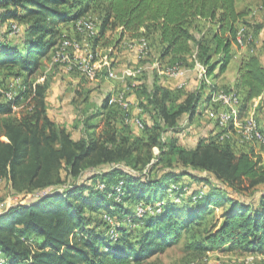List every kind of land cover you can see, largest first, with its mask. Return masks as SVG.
<instances>
[{
  "label": "trees",
  "instance_id": "16d2710c",
  "mask_svg": "<svg viewBox=\"0 0 264 264\" xmlns=\"http://www.w3.org/2000/svg\"><path fill=\"white\" fill-rule=\"evenodd\" d=\"M92 11L102 14L94 49L110 29H118L115 45L124 36L135 39L148 32L157 38L158 62L204 67L193 89H177L183 93L180 100L156 83L146 92L142 79L137 81L136 93L147 102L140 106L149 121L143 120L141 135L117 121V111L104 98L76 111L80 136L74 138L47 115L48 81L30 79L42 65L40 58L52 53L64 36L60 25ZM245 15L237 11L235 0H0V23L14 19L23 33L20 45L0 42V67L24 75L12 99L0 93V179L13 196L21 197L0 212L3 264H144L184 237L197 251L220 247L222 252L264 256L261 157L252 150L235 153L229 140H217L219 132L191 148L176 137L183 117L196 114L205 77L228 66ZM226 90H235L240 110H246L264 90L260 60L244 58L233 88ZM20 101L23 106L14 111ZM185 177L207 188L175 203L168 196L183 190H170L169 184ZM98 182L105 188H97ZM108 194L123 201L161 202V211L144 216L137 240H128L118 228L119 236L109 237L107 222L99 223L94 214L104 210L116 220L131 212ZM217 207L218 217L205 223L201 216ZM130 217L139 220L132 213ZM31 237L38 240L29 242Z\"/></svg>",
  "mask_w": 264,
  "mask_h": 264
},
{
  "label": "rangeland",
  "instance_id": "374dc122",
  "mask_svg": "<svg viewBox=\"0 0 264 264\" xmlns=\"http://www.w3.org/2000/svg\"><path fill=\"white\" fill-rule=\"evenodd\" d=\"M235 1L240 10H242L243 12L246 11L251 13L252 17H256L258 12L260 14H264V0ZM87 15H89L90 18H92L98 26L100 25L102 21V17L100 15L102 14L96 11H92L91 14ZM251 20L253 21L252 23H250ZM244 23L246 25L255 26L262 25L263 21H261L257 17L248 20L244 18ZM14 26H16V29L14 28ZM21 26L22 25L14 19H10L3 24L0 23V42H3L4 44H8L10 46L20 45V39L22 38L23 34ZM201 26L205 27L203 24ZM110 30V33L107 32L104 37H98V39L96 40V43L99 46L97 48L96 58L101 59L105 55H109L110 57H114L112 63L113 66H115V69L116 67L120 66L122 62H124V68L129 67L136 70V77H128L127 79V83L130 82L128 84L131 88H136L137 81L140 78H143L141 74L144 70L142 69V67L144 66H148V69L146 70H149L148 74L152 79V68H154L153 63H155L156 59L158 60V45L156 41L157 38L154 37L155 35L146 32L145 37L140 36L139 38H135L138 44L141 39H145L147 44L149 43L151 49L149 58L138 60V58H134L132 50L128 49V46L126 45L127 42L129 44H132V39L130 37H125V39L123 38L118 44L115 45L118 38V31L117 29H112L111 31ZM112 45L115 49L110 51L109 48L113 47ZM52 54L53 51L52 53L43 55L40 58L42 65L30 79H35V81L40 80V82H42L43 78L46 77V79L49 81L50 87L47 100V112L49 113L50 118L59 124L65 125L66 128L72 133V136L74 138H77L78 136H80V132L78 129L79 127L74 126V121L77 114L76 111L79 108H84L87 105H91V103H89L90 101H87L85 103L81 102L82 97L76 94L77 88H75V86L71 83L68 84L69 81L66 79V75L71 73L72 70L66 71V73H64L65 70L63 71L62 67L59 64L53 63ZM121 56H124L123 60L120 59ZM17 72V70H7L3 67H0V81H3L2 83H0V88L10 92L12 94V97L18 94L20 90L19 87L21 86V84H23L24 75H18ZM73 74H77L78 76L81 75L77 71H74ZM113 81L108 79V82L112 83ZM80 82L83 83L85 88H93L98 83H100V78H98V80H89L81 76ZM90 97V100L99 102L102 98V94L97 91ZM23 104V101L18 102V104H16L17 109H20ZM260 112L262 115H264V101L260 106ZM144 120L146 122H149L146 120V117H144ZM184 122L185 117H183L181 124L184 125ZM2 140L6 139L2 137ZM96 187L103 189L105 188V185L102 182H98L96 184ZM169 187L170 190H183L182 195H179V193L176 192L168 196V199L172 200L175 203H184L187 200L188 196L192 194V192L197 191L199 194H201L205 190V188H207L206 185L195 183L186 177L179 179L178 182H171L169 184ZM20 198V196H13V193L10 190L8 184L4 180L0 179V201H7V204H9L7 205L6 209H3L0 212H4L10 206L16 204ZM31 198L32 197L29 196L25 202L29 201ZM107 198L115 202L121 201L123 203V206H125L132 213V215H135L139 218V220H133L130 217V213L122 219H118L119 217L116 216L117 219L115 220V217L113 219V217H111L109 213L105 212L104 210H102L101 212H97L96 214H94V217L97 218L96 220L99 221V223L107 222L108 228L106 227V233L109 235V237H118L120 234L117 230L118 228L126 231L128 240L135 241L143 231L142 220L144 219V216L146 217L148 215L155 214L161 211V202L154 201L149 203L145 202L144 200H137L135 202L129 200L123 201L121 196L117 195L115 197H112L109 194L107 195ZM220 212L221 208L217 207L213 210V214L208 213L207 215H202L201 219H203L205 223H210L214 218L218 217ZM86 214L89 215V212L86 211ZM92 225H96V221H94ZM37 240L38 238L34 240L31 237L29 239V242L35 243ZM190 242L191 240H189V238L184 237L179 243L170 245L163 253L151 256L144 262V264H264V256L256 252H248L245 250H242L244 252L240 250H228L222 252V249L220 247L208 251H197L188 247L191 244ZM0 258H2V260L4 261L6 259L1 251Z\"/></svg>",
  "mask_w": 264,
  "mask_h": 264
},
{
  "label": "crops",
  "instance_id": "0c3cea01",
  "mask_svg": "<svg viewBox=\"0 0 264 264\" xmlns=\"http://www.w3.org/2000/svg\"><path fill=\"white\" fill-rule=\"evenodd\" d=\"M235 7L237 11H242L239 9V6L236 4V1H235ZM91 13L92 12H89L88 14H91ZM256 17L260 19L261 21H263L262 25L253 26V25H246L245 23H242L240 24V27H238V32L243 34L244 41L241 45L238 44L239 46L235 45L232 47V58L228 66L226 67L225 71L219 72L216 69L214 72V75L210 77H205L204 94L198 105L196 114L193 116L192 119L185 118L182 131L176 134L178 143L180 145L187 147V148H191L196 145V143L198 142L200 138H211L215 136L218 132H220V129L216 126V112L218 111L219 108L222 107V104L215 101V99L213 98V92H215L216 90L226 91L227 88H233L237 75H238L239 67L244 58L252 57V56L257 57L260 60L262 66L264 67V14H260L258 12ZM256 17H252L251 13L246 12V15L244 18L248 20V19L256 18ZM252 22L253 21L251 20L250 23ZM60 28H61V33L63 35H74L72 23L63 22L60 25ZM107 32H109V30ZM125 37H128V36H124L123 38L125 39ZM131 41H132V44H129L127 42L126 45L128 46V49L132 50V53L134 54L135 59L138 58V60L139 59L143 60V59L149 58L150 52L145 57L139 56L140 54L137 51L138 42H136V39H132ZM98 47L99 46L95 48L96 51ZM148 47H149V51H151L149 43H148ZM113 49L115 48L114 47L109 48L110 51H112ZM103 58L98 59V60H102ZM107 58L111 60L114 59V57H110L109 55L107 56ZM123 58L124 56L120 57V59L122 60ZM155 62H157L162 68L170 66V65H165L162 62L161 63L158 62L157 59ZM124 66H125L124 62H122L120 66L116 67V69H115V66H113L115 69V72L118 74V78L113 79L114 81L112 80L113 81L112 83L108 82V78L106 77L105 67H102L99 70L97 74L98 77L94 79L87 78L78 69L77 70L74 69L72 70L71 73L67 74L66 79L69 81L68 84L71 83L75 86V88H77L76 94L80 95L82 97V100H84V98L87 97V101H90L89 103L99 104L100 101L104 98H107L108 100L109 96L112 95L115 91L120 90V89L124 90L126 92L127 100L130 103V107L128 110H123L121 107L117 105H113V109L117 111V115H118L115 117V119L121 122L122 124L128 125L134 133L141 135L143 134V131L137 128L133 124L132 119L134 117H139L143 121L144 117H146V120L148 121L147 116L145 115L142 107L140 106V102H143V103H147V102L145 99L143 100L139 94L136 93V88L130 87V85L128 84L130 82L127 83L128 78H126L124 81L119 78V76L122 74V72L125 69H130L134 73L133 77H136V73H137L136 70L129 68V67L124 68ZM147 67L148 66L142 67V69H144L141 74L143 78H140L142 79V83L148 87L146 88L147 89L146 92H149L151 90L150 87L152 86L153 83H156L158 86L165 88L174 94H177L179 98L178 100H180L183 97V93L177 92V89H182L183 92H187L193 89L196 86L198 79L200 78L199 74L202 73L204 69L202 65H200L199 63H196V65L192 69L187 70L185 75L170 76V75L163 73V70H160V69L158 70L153 65L154 67L152 68L153 78L151 79L148 74L149 70L148 71L146 70L148 69ZM62 70L64 71L63 67H62ZM74 71L79 72L81 75L78 76L77 74H73ZM64 73H66V70L64 71ZM81 76L89 80H98V78H100V83H98L93 88H85L83 83L80 82ZM45 80H47L46 77L43 78L42 82ZM35 82L42 83L40 82V80H36ZM182 83H183V86H180ZM21 87H22V84L19 88ZM49 88L50 87H49V81H48V88L45 94L46 104H47L49 90H50ZM97 91L100 94H102V98L100 99L99 102H94L90 100L91 99L90 96H92L93 93ZM263 101H264V90L260 96L253 98L249 102L246 110H240L239 105H238L236 108L237 117L243 118L245 116H252L254 117V119L260 126V128L264 130V115H262L260 112V106L263 103ZM47 115L50 118V115L48 112H47ZM228 130H230V133H231L229 141L231 142L235 153L238 154L242 151L252 150L255 154L261 157L264 163V147L258 146L255 144H246V143L244 144V143L239 142V139H238V136H237V133H236V130L233 124H230V126L228 127ZM77 138H79V136Z\"/></svg>",
  "mask_w": 264,
  "mask_h": 264
},
{
  "label": "built area",
  "instance_id": "2783aa9c",
  "mask_svg": "<svg viewBox=\"0 0 264 264\" xmlns=\"http://www.w3.org/2000/svg\"><path fill=\"white\" fill-rule=\"evenodd\" d=\"M72 27L74 35H64L53 49L52 61L54 64L61 65L64 70L71 71L78 69L87 78L94 79L97 77L99 70L102 67L106 69V77L110 80L118 78V74L115 72L112 61L114 59H108L105 56L102 60L96 58L97 51L93 48V40L97 36L98 29L96 22L85 14L78 19L74 20ZM16 29V26H14ZM244 41V36L240 32L237 33V44L241 45ZM139 56L145 57L148 55L149 47L145 39H141L137 46ZM158 70H163V73L170 76H183L188 69L182 68L179 65H171L162 68L157 62L153 64ZM204 73L199 74L201 77ZM134 73L130 69H125L119 76L123 81L128 77H133ZM183 86V83L180 85ZM0 93L4 99H12V94L2 88ZM213 98L218 103L222 104V107L216 112V126L220 129L217 140L224 141L229 140L231 133L228 130L230 124L234 125L239 142L246 144H255L264 147V130L260 128L254 117L245 116L243 118L237 117L236 108L240 104V96L235 90H216L213 92ZM109 105H117L123 110H128L130 103L127 100L126 92L122 89L115 91L109 96L107 100ZM23 106V105H22ZM21 106V107H22ZM20 107V108H21ZM14 111H18L17 107L13 106ZM133 124L139 128H144V123L141 118L134 117L132 119ZM122 181L118 183L117 192L121 190ZM38 194L31 195L34 198ZM7 201L0 202V211L6 209ZM4 260L0 258V264H3ZM237 264V263H233Z\"/></svg>",
  "mask_w": 264,
  "mask_h": 264
}]
</instances>
